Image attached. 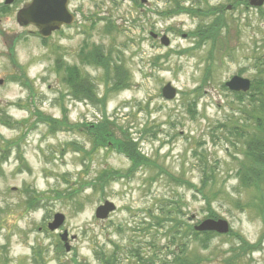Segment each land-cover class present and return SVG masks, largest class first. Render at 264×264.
<instances>
[{"label": "rangeland", "instance_id": "374dc122", "mask_svg": "<svg viewBox=\"0 0 264 264\" xmlns=\"http://www.w3.org/2000/svg\"><path fill=\"white\" fill-rule=\"evenodd\" d=\"M21 1L4 6L0 0V264H100L101 253L114 254L116 264H176V244L182 242L197 264H226L237 236L256 244L264 222L255 208L236 207L253 202L255 194L235 177L242 143L226 141L221 127L241 123L239 105L224 83L233 76L251 82L264 77V59L255 65L264 55V4L257 10L235 0H70L73 24L43 41L34 27L16 23ZM177 4L182 13H172ZM218 7L227 27L213 48L209 40L198 46L194 32L217 16L200 12ZM163 36L167 47L160 44ZM94 48L109 51L108 74L79 59ZM66 66L89 79L96 102L70 96ZM116 78L129 86L116 89ZM168 83L176 90L170 101L161 96ZM193 98L194 115L185 108ZM36 112L65 117L71 128L51 134ZM103 114L133 139L147 166L128 173L131 163L112 141L92 149L89 127ZM116 131L113 139H121ZM204 164L213 168L205 186L214 195L209 207L196 191ZM107 170L121 177L92 189L88 183ZM30 192L38 201L28 208ZM65 192L75 194L69 199ZM105 201L115 210L100 221L95 210ZM209 212L226 220L232 235L212 233L206 249L193 237L177 236L171 243L172 220L193 229ZM55 214L64 221L49 231ZM159 218L165 220L161 226ZM64 232L68 253L59 239ZM233 260L229 264H264V237L257 251Z\"/></svg>", "mask_w": 264, "mask_h": 264}, {"label": "trees", "instance_id": "16d2710c", "mask_svg": "<svg viewBox=\"0 0 264 264\" xmlns=\"http://www.w3.org/2000/svg\"><path fill=\"white\" fill-rule=\"evenodd\" d=\"M239 2H242V4H246V0H235V4H238ZM173 10V12L172 10H169L167 13H165V15H168L170 12L182 13L184 11V9H181L179 4H177L175 8H173ZM223 11V7L213 8L212 10L210 9L205 12L199 11L202 16H215V14L217 16L209 26L200 27L194 32L193 37H196L198 39V46L208 40L211 41L212 48L216 45L219 40L218 38L220 36V30L227 27V24L223 19ZM195 12L191 14L196 15ZM106 22L109 27L113 28L110 21L106 20ZM109 56V51L104 54L103 52L98 51L94 48L93 50L91 49L88 52H81V54H79V59L81 60V62H87L97 67H101L102 69H104L106 74H108L110 71ZM260 57L261 58L258 57L256 59L255 65H259L261 63L260 60L262 58L264 59V55ZM56 62L57 67L60 68V61L56 60ZM114 69L115 71H117L118 68L115 66ZM262 71L264 73V70ZM63 82L68 86L70 96L73 99L78 101L87 100L91 103L96 102L92 83L89 81V79H87V77H83L81 75L79 69L76 66L65 67ZM124 83L125 80L116 78L114 80V87L116 89L127 88L129 85H125ZM196 91H200V89L198 88ZM232 95L235 98V102H237L239 105V121H241V123L239 124V122L235 121L233 123H229L228 125L224 124L221 128L225 132V140L229 143H232L230 138H233L238 142L241 141L243 147V158L237 161L238 163L235 171V177L242 189L252 190L255 193L253 202L246 203L244 205H241L237 202L236 207L244 210L245 208L250 207L255 208L258 212L259 217L264 222V77L262 76L259 80L257 79L252 81L249 92L245 94L232 93ZM196 101L197 98H193V100L186 103V111L188 113H191L192 115L196 113ZM245 101L246 103H244ZM36 116L37 118H39L40 122L48 127L49 133L51 134L69 127L71 128L65 117H63L61 120H56L50 117H46L39 112H36ZM2 123L4 125H8L6 119L2 120ZM116 130L120 131V134L122 136L121 139H113ZM89 132V134L93 136L92 139H94L92 149L98 148L99 145L102 146L106 144L107 141H112V145L115 151L124 155L130 161L131 166L128 173L131 174L139 168L147 166L149 164L146 156L141 154L138 150V145L133 142V139L125 135L126 131H124L121 127H118L115 122L109 121V118L104 114L101 121L89 127ZM144 133H146V131H144ZM237 141L234 144H231L232 147L236 145ZM84 153L86 155H89V153L87 152ZM194 155H196V153H194ZM200 170L203 176V180L201 181L202 186L196 191L201 196L202 201H204L205 205L209 207L211 198L214 195L209 191H205V186H207V184L209 183L208 178L210 176L212 177L213 168H211L207 164H204L201 166ZM159 172L163 173L160 170ZM167 176L169 179L178 183L177 179L173 178L170 175ZM119 177H121V173L119 172L111 170L102 171L97 175V178L94 181L88 184H90L92 189L94 187L96 188L97 184V186L102 190L105 184H109L110 181H114ZM84 184H86V182ZM187 186L188 188H190L189 183H187ZM27 194L29 199L26 203V207H35L33 202H37L38 200H35L34 196H31V192ZM74 194V192H65L66 198L69 199H71L72 195ZM60 195L61 192H58L57 196L59 197ZM162 210L165 211L164 208H162ZM171 213L172 211L169 210L166 221L169 220V216L172 215ZM176 214H178V212H176ZM207 217L217 219V217L211 212H209V216ZM164 218H159L157 221V225L161 226V222L165 221L162 220ZM172 221L174 224L168 229L172 235L171 243L176 241L175 239L177 236H183V239H181L180 241H184V239L187 237H193L194 239H191L197 241L202 249L207 248V246L209 245L208 242L212 238V233H197L194 232L191 227H187L184 223H181V221H179L178 219H174ZM229 235H232V233L230 232ZM263 237L264 234L261 235L256 244L249 245L239 236H237L239 245L236 248L230 249L233 254L228 259L224 260V263L229 264L234 262V256L238 258L239 255L243 256L248 252L257 251L260 247V243ZM176 247L179 249V252L174 259L176 264L199 263L200 260L197 258H195L194 260H190L188 258V255H186L187 246L184 242L179 244L177 243ZM98 260L100 264H116L117 262L114 254H112L111 256H105V254L101 253L98 256Z\"/></svg>", "mask_w": 264, "mask_h": 264}, {"label": "water", "instance_id": "95a60500", "mask_svg": "<svg viewBox=\"0 0 264 264\" xmlns=\"http://www.w3.org/2000/svg\"><path fill=\"white\" fill-rule=\"evenodd\" d=\"M145 0H141L143 3ZM12 3V0H5V5ZM264 4V0H248V5L252 8H260ZM228 9L230 7H227ZM74 17L68 12L67 0H31L30 3L23 5L17 12L16 22L20 26H33L38 35L46 39L53 32L58 31L62 26H69L73 23ZM160 43L167 47L169 45L168 38L163 36ZM1 83V81H0ZM224 86L233 93H247L250 89V81L246 78L233 76ZM161 96L165 100H172L176 96V90L168 83L161 89ZM115 210L113 203L105 201L95 210V218L98 220L107 219L108 215ZM64 221L61 214H55L51 223L47 225L49 231L59 229ZM195 232H213L219 235L229 233V224L223 219H205L199 224L193 226ZM60 240L64 243L65 251H69L66 244L67 235L64 232L60 235Z\"/></svg>", "mask_w": 264, "mask_h": 264}, {"label": "flooded vegetation", "instance_id": "af4514ba", "mask_svg": "<svg viewBox=\"0 0 264 264\" xmlns=\"http://www.w3.org/2000/svg\"><path fill=\"white\" fill-rule=\"evenodd\" d=\"M17 1H20V0H12V3H14V2L16 3ZM30 2H31V0H22V1H21V7H22L24 4H28V3H30ZM69 2H70V0H67V7H69ZM12 3H11V4H12ZM3 4H4V2H3ZM4 6H8V5H4ZM21 7H20V8H21ZM20 8H19V9H20ZM19 9H18V10H19ZM4 10H5V9H4ZM18 10H17V11H18ZM16 13H17V12H16ZM70 13H71V12H70ZM71 14L74 15V17H75V14H74V13H71ZM15 17H16V14H15ZM62 28H63V27H62ZM150 36H151L153 39H155V38L157 37V35H156V37H155L154 34H153V36H154V37H153V36L151 35V33H150Z\"/></svg>", "mask_w": 264, "mask_h": 264}]
</instances>
